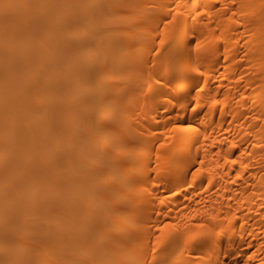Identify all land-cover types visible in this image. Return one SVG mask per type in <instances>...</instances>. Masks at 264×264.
<instances>
[{
    "label": "bare ground",
    "instance_id": "1",
    "mask_svg": "<svg viewBox=\"0 0 264 264\" xmlns=\"http://www.w3.org/2000/svg\"><path fill=\"white\" fill-rule=\"evenodd\" d=\"M0 264H264V0H0Z\"/></svg>",
    "mask_w": 264,
    "mask_h": 264
},
{
    "label": "snow or ice",
    "instance_id": "2",
    "mask_svg": "<svg viewBox=\"0 0 264 264\" xmlns=\"http://www.w3.org/2000/svg\"><path fill=\"white\" fill-rule=\"evenodd\" d=\"M200 227H203L202 225Z\"/></svg>",
    "mask_w": 264,
    "mask_h": 264
}]
</instances>
